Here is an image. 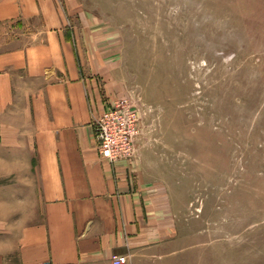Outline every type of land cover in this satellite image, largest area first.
<instances>
[{
    "label": "rangeland",
    "instance_id": "1",
    "mask_svg": "<svg viewBox=\"0 0 264 264\" xmlns=\"http://www.w3.org/2000/svg\"><path fill=\"white\" fill-rule=\"evenodd\" d=\"M75 1L113 34L104 105L139 110L136 154L178 205L175 244L139 263L264 264V0Z\"/></svg>",
    "mask_w": 264,
    "mask_h": 264
},
{
    "label": "crops",
    "instance_id": "2",
    "mask_svg": "<svg viewBox=\"0 0 264 264\" xmlns=\"http://www.w3.org/2000/svg\"><path fill=\"white\" fill-rule=\"evenodd\" d=\"M93 22L75 0H0V25L25 29L0 46V264H141L177 241L149 155L97 151L93 120L120 78L113 34Z\"/></svg>",
    "mask_w": 264,
    "mask_h": 264
},
{
    "label": "built area",
    "instance_id": "3",
    "mask_svg": "<svg viewBox=\"0 0 264 264\" xmlns=\"http://www.w3.org/2000/svg\"><path fill=\"white\" fill-rule=\"evenodd\" d=\"M139 110L126 98L107 103L93 120L96 148L110 164L136 155L139 136ZM127 257L113 255L110 264H126Z\"/></svg>",
    "mask_w": 264,
    "mask_h": 264
},
{
    "label": "trees",
    "instance_id": "4",
    "mask_svg": "<svg viewBox=\"0 0 264 264\" xmlns=\"http://www.w3.org/2000/svg\"><path fill=\"white\" fill-rule=\"evenodd\" d=\"M1 26V25H0Z\"/></svg>",
    "mask_w": 264,
    "mask_h": 264
}]
</instances>
